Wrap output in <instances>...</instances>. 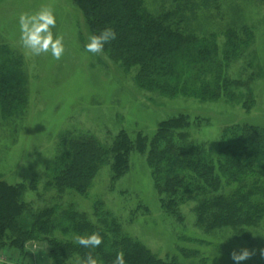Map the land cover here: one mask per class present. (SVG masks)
<instances>
[{
	"label": "rangeland",
	"instance_id": "rangeland-1",
	"mask_svg": "<svg viewBox=\"0 0 264 264\" xmlns=\"http://www.w3.org/2000/svg\"><path fill=\"white\" fill-rule=\"evenodd\" d=\"M143 1L152 13L172 6L170 0ZM194 3L197 6L186 11L179 27L200 38L215 34L220 56L225 31L247 29L251 33L248 44L226 65L227 77L241 84L240 92L246 95L236 102L167 99L140 90L132 71L125 72L103 52L84 50L90 34L72 0H0V71L7 69L21 77L24 100L12 116L0 111V181L10 185L35 182L36 190L24 195L35 209L57 201L62 206L73 205L94 221L99 204L124 234L162 260L234 264L231 253L246 248L252 255L239 264H264V222L247 229L245 238L235 239L228 229H198L192 203L181 208V221L164 215L145 155L130 154L128 172L113 183L109 166L100 168L84 196L66 192L58 198L54 190L45 189L46 170L57 156L60 138L66 135L92 136L106 144L120 131L131 138L137 133L150 137L158 123L184 113L190 120L197 119L188 130L190 140L213 154L225 128L264 127V0ZM44 6L54 9L57 24L53 32L63 37L65 52L59 60L48 53L33 56L19 42L16 17ZM9 64L16 65L15 70ZM44 250L30 243L23 264H53ZM0 262L21 264L14 251L0 252Z\"/></svg>",
	"mask_w": 264,
	"mask_h": 264
},
{
	"label": "trees",
	"instance_id": "trees-1",
	"mask_svg": "<svg viewBox=\"0 0 264 264\" xmlns=\"http://www.w3.org/2000/svg\"><path fill=\"white\" fill-rule=\"evenodd\" d=\"M170 1L169 9L152 13L143 0H72L90 35L104 28L115 31L116 39L105 45L103 53L125 72L132 71L140 90L201 102L233 103L244 97L242 85L227 77L226 65L248 44L250 31H225L220 56L215 34L200 38L179 27L186 11L197 6L194 0ZM20 81L7 69L0 71V111L5 116H12L24 101ZM196 120L178 113L158 123L150 137L137 133L131 138L120 131L107 144L87 135L63 136L46 170L45 189L54 190L58 198L66 192L84 196L100 168L109 166L113 183L128 172L130 154L138 153L146 157L164 215L181 221V208L192 203L198 229H228L235 239L245 238L247 229L264 222V127L225 128L212 154L189 138ZM34 190L33 181L14 185L0 181V252L14 251L21 264L30 243L43 246L53 264H81L88 254L98 264H114L118 252L125 264H179L173 258L159 259L124 234L99 204L94 221L73 205L57 201L35 209L24 200ZM92 233L102 238L98 247L77 243V237Z\"/></svg>",
	"mask_w": 264,
	"mask_h": 264
},
{
	"label": "clouds",
	"instance_id": "clouds-1",
	"mask_svg": "<svg viewBox=\"0 0 264 264\" xmlns=\"http://www.w3.org/2000/svg\"><path fill=\"white\" fill-rule=\"evenodd\" d=\"M16 24L19 30L20 45L31 55L39 56L42 53L50 54L54 59L59 60L65 52L63 37L54 34L57 19L55 11L50 6L41 7L34 12H21L16 17ZM116 39V33L111 28H104L98 35H90L88 42L84 45V50L92 54H101L104 47L110 41ZM101 236L92 233L88 236L77 237V243L84 248H96L101 244ZM252 253L248 249H241L237 253H231L234 264L248 259ZM261 258H264V249L261 250ZM3 264V262H0ZM81 264H98L96 258L91 254L84 257ZM114 264H125L123 253L118 252Z\"/></svg>",
	"mask_w": 264,
	"mask_h": 264
}]
</instances>
